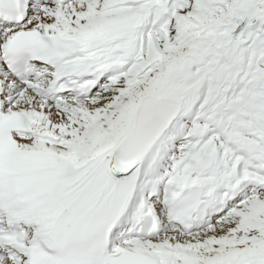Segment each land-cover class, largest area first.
<instances>
[{"label": "snow or ice", "instance_id": "1", "mask_svg": "<svg viewBox=\"0 0 264 264\" xmlns=\"http://www.w3.org/2000/svg\"><path fill=\"white\" fill-rule=\"evenodd\" d=\"M0 264H264V0H0Z\"/></svg>", "mask_w": 264, "mask_h": 264}]
</instances>
